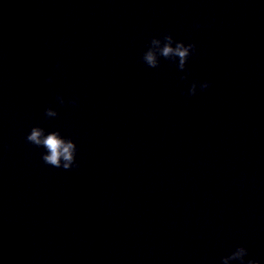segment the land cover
<instances>
[{
  "label": "clouds",
  "instance_id": "9594fccd",
  "mask_svg": "<svg viewBox=\"0 0 264 264\" xmlns=\"http://www.w3.org/2000/svg\"><path fill=\"white\" fill-rule=\"evenodd\" d=\"M175 44V46H173ZM195 44L185 45L182 41H174L171 34H165L162 39L152 38L147 51L143 54V61L150 68L159 66V57L165 59L178 58V68L183 71L185 69L187 60L192 52L195 50ZM184 78V77H182ZM209 87V82L200 84L201 89ZM197 85L195 82L188 89V95H195ZM60 104H64V98L58 96ZM73 100L71 103H75ZM58 112L52 108L45 109L46 117H56ZM26 140L37 147L46 149V153L42 155V160L45 164L54 168H62L64 170H71L76 163L77 146L71 139H66L61 136L59 131H51L45 133V129L34 126L27 135ZM247 249L238 247L231 255L222 259V264H230L231 261H240V264H245V256H247ZM246 264H259L258 260L250 259Z\"/></svg>",
  "mask_w": 264,
  "mask_h": 264
}]
</instances>
